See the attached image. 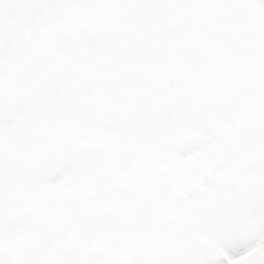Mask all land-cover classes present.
I'll return each mask as SVG.
<instances>
[{
    "label": "snow or ice",
    "instance_id": "6c2138e0",
    "mask_svg": "<svg viewBox=\"0 0 264 264\" xmlns=\"http://www.w3.org/2000/svg\"><path fill=\"white\" fill-rule=\"evenodd\" d=\"M0 264H264V0H0Z\"/></svg>",
    "mask_w": 264,
    "mask_h": 264
}]
</instances>
